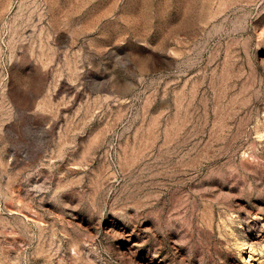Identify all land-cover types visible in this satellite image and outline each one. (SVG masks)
Here are the masks:
<instances>
[{
  "label": "rangeland",
  "instance_id": "374dc122",
  "mask_svg": "<svg viewBox=\"0 0 264 264\" xmlns=\"http://www.w3.org/2000/svg\"><path fill=\"white\" fill-rule=\"evenodd\" d=\"M0 264H264V0H0Z\"/></svg>",
  "mask_w": 264,
  "mask_h": 264
}]
</instances>
